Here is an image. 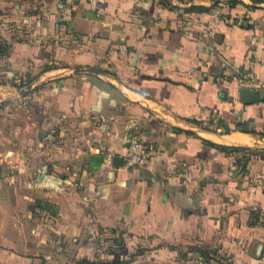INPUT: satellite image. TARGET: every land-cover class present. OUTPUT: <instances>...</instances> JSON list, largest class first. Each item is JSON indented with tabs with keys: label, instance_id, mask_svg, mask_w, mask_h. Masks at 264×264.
Masks as SVG:
<instances>
[{
	"label": "crops",
	"instance_id": "crops-1",
	"mask_svg": "<svg viewBox=\"0 0 264 264\" xmlns=\"http://www.w3.org/2000/svg\"><path fill=\"white\" fill-rule=\"evenodd\" d=\"M237 1L0 0V87L47 110L0 264H264V2Z\"/></svg>",
	"mask_w": 264,
	"mask_h": 264
},
{
	"label": "rangeland",
	"instance_id": "rangeland-1",
	"mask_svg": "<svg viewBox=\"0 0 264 264\" xmlns=\"http://www.w3.org/2000/svg\"><path fill=\"white\" fill-rule=\"evenodd\" d=\"M6 92L0 87V181L16 178L18 169L15 166L23 157L28 158L27 150L43 129L47 112L30 91L26 90L24 96L21 91L15 92L11 99ZM23 145L22 157L19 153L23 152ZM4 186L0 187V192H4Z\"/></svg>",
	"mask_w": 264,
	"mask_h": 264
},
{
	"label": "built area",
	"instance_id": "built-area-1",
	"mask_svg": "<svg viewBox=\"0 0 264 264\" xmlns=\"http://www.w3.org/2000/svg\"><path fill=\"white\" fill-rule=\"evenodd\" d=\"M69 3H74L78 0H65ZM244 88L252 90L258 94H264V82L254 79H244ZM152 150L139 141L137 138L131 136L127 140V146L122 158V165L125 169H136L146 166L151 158Z\"/></svg>",
	"mask_w": 264,
	"mask_h": 264
},
{
	"label": "water",
	"instance_id": "water-1",
	"mask_svg": "<svg viewBox=\"0 0 264 264\" xmlns=\"http://www.w3.org/2000/svg\"><path fill=\"white\" fill-rule=\"evenodd\" d=\"M240 100L244 103V104H251V103H255L258 102L260 100V96L258 93L249 90L247 88H243L240 90Z\"/></svg>",
	"mask_w": 264,
	"mask_h": 264
},
{
	"label": "trees",
	"instance_id": "trees-1",
	"mask_svg": "<svg viewBox=\"0 0 264 264\" xmlns=\"http://www.w3.org/2000/svg\"><path fill=\"white\" fill-rule=\"evenodd\" d=\"M211 1H218V0H211ZM254 3H260V2H264V0H250ZM229 3H232V4H237L238 1L237 0H228ZM197 7L196 6H190L188 8V10H193V9H196ZM19 87V86H18ZM233 151L234 152H244L247 151V149H244V148H233Z\"/></svg>",
	"mask_w": 264,
	"mask_h": 264
}]
</instances>
